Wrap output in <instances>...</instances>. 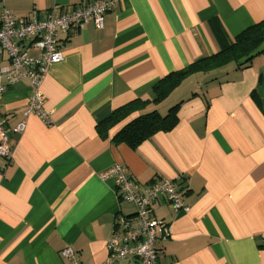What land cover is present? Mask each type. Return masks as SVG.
<instances>
[{"label": "crops", "instance_id": "obj_1", "mask_svg": "<svg viewBox=\"0 0 264 264\" xmlns=\"http://www.w3.org/2000/svg\"><path fill=\"white\" fill-rule=\"evenodd\" d=\"M96 1L0 0V11L42 20ZM105 1L115 6L101 29L88 22L59 35L63 60L40 87L49 124L25 116L28 80L1 98L12 158L0 159V264H69L60 256L66 247L81 264L104 263L115 216L133 213L114 181L99 178L115 164L139 191L173 181L188 208L174 212L157 199L154 217L171 231L156 243L158 264H264V44L247 67L192 75L150 105L162 113L180 103L171 131L130 149L111 140L121 125L96 129L113 110L151 100L169 73L264 20V0ZM7 63L0 54V69ZM23 120L25 130L14 132Z\"/></svg>", "mask_w": 264, "mask_h": 264}, {"label": "built area", "instance_id": "obj_2", "mask_svg": "<svg viewBox=\"0 0 264 264\" xmlns=\"http://www.w3.org/2000/svg\"><path fill=\"white\" fill-rule=\"evenodd\" d=\"M115 6L114 1L98 0L86 6H77L67 13H49L44 19L14 18L8 10L0 11V54L5 53L8 63L0 69V101L5 90L26 79L29 81L31 96L25 116L34 114L49 124V114L44 110V97L40 92L41 84L48 67L63 60L60 48V34L92 22L101 29L104 16ZM37 53L36 56L30 54ZM23 120L13 128L16 133L25 130ZM9 130L0 117V159L9 162L12 147L9 144ZM4 166H0V173ZM101 180L112 179L118 198L133 207L132 215L115 216L113 232L106 242L107 259L102 264L126 261L128 264H158L156 243L165 241L170 235L169 224L154 217L153 209L159 197L164 198L174 212H188L179 196L175 183L159 178L139 191L134 180L127 174L125 167L115 164L99 175ZM69 264H81L69 247L60 252Z\"/></svg>", "mask_w": 264, "mask_h": 264}, {"label": "trees", "instance_id": "obj_3", "mask_svg": "<svg viewBox=\"0 0 264 264\" xmlns=\"http://www.w3.org/2000/svg\"><path fill=\"white\" fill-rule=\"evenodd\" d=\"M263 44L264 20L242 31L232 43L223 44L218 53L198 59L157 81L151 88V100L139 98L113 110L97 123V132L104 135L113 127L121 125L113 135L112 142L135 149L156 133L171 131L177 123L180 103L169 107L165 114L156 108L147 109L150 105L162 103L192 75L209 73L230 63L240 62L239 67H247Z\"/></svg>", "mask_w": 264, "mask_h": 264}, {"label": "rangeland", "instance_id": "obj_4", "mask_svg": "<svg viewBox=\"0 0 264 264\" xmlns=\"http://www.w3.org/2000/svg\"><path fill=\"white\" fill-rule=\"evenodd\" d=\"M161 111H162V109H161ZM164 111V110H163ZM163 114H165L166 112H162Z\"/></svg>", "mask_w": 264, "mask_h": 264}]
</instances>
